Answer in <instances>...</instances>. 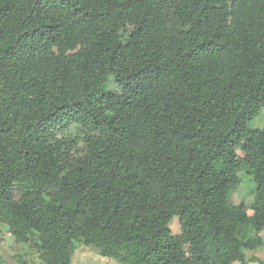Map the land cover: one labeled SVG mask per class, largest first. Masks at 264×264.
<instances>
[{
  "label": "trees",
  "instance_id": "trees-1",
  "mask_svg": "<svg viewBox=\"0 0 264 264\" xmlns=\"http://www.w3.org/2000/svg\"><path fill=\"white\" fill-rule=\"evenodd\" d=\"M263 109L264 0H0V224L41 264L257 262Z\"/></svg>",
  "mask_w": 264,
  "mask_h": 264
},
{
  "label": "rangeland",
  "instance_id": "rangeland-1",
  "mask_svg": "<svg viewBox=\"0 0 264 264\" xmlns=\"http://www.w3.org/2000/svg\"><path fill=\"white\" fill-rule=\"evenodd\" d=\"M110 88L117 91L116 85L111 82ZM253 128L264 127V109L261 115L253 122ZM76 126H71L63 134L64 137L74 141L80 135ZM62 136V135H61ZM242 180L240 186L231 193L230 203L236 206L244 205L249 209L256 199L257 185L253 182L246 170L239 171L238 174ZM171 231L174 235L181 233L180 222L178 218H175L171 223ZM264 237V232L262 233ZM250 258H255L257 262L249 264H264V247L256 251L246 252ZM0 264H41L38 254L30 248L28 245L17 243L13 237L8 233V228L5 225L0 224ZM73 264H120L117 261L104 258L100 255L99 251L91 246L80 244L78 251L75 254Z\"/></svg>",
  "mask_w": 264,
  "mask_h": 264
}]
</instances>
